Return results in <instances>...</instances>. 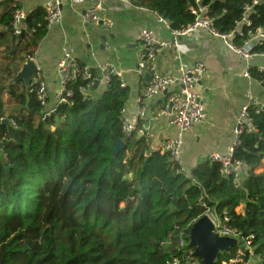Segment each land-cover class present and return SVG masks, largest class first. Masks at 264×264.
I'll return each mask as SVG.
<instances>
[{
	"label": "trees",
	"instance_id": "obj_1",
	"mask_svg": "<svg viewBox=\"0 0 264 264\" xmlns=\"http://www.w3.org/2000/svg\"><path fill=\"white\" fill-rule=\"evenodd\" d=\"M131 2L165 18L175 31L194 21L189 7L195 0ZM201 4L221 34L247 18L243 36L232 38L238 47L248 31L264 29V0ZM16 9L0 16V119L8 120L0 123V264H167L174 258L188 264L193 251L179 242L204 213L202 204L225 212L239 240L251 236L253 262L246 252L237 264H264V115L253 116L257 132L234 153L248 166L240 184L223 178L209 160L179 172L167 155L149 152L143 138L121 132L119 112L128 94L116 79L85 99L78 92L85 83L71 82L73 97L50 109L40 104L34 85L11 83L47 32L37 8L26 15L20 38L14 36ZM251 51L264 53V43ZM249 74L264 82L254 67ZM118 142L123 148L114 153ZM238 249L220 253L213 264Z\"/></svg>",
	"mask_w": 264,
	"mask_h": 264
},
{
	"label": "crops",
	"instance_id": "obj_2",
	"mask_svg": "<svg viewBox=\"0 0 264 264\" xmlns=\"http://www.w3.org/2000/svg\"><path fill=\"white\" fill-rule=\"evenodd\" d=\"M45 1L47 0H19L17 3L5 1L0 3V16L6 9L17 6L16 11H21L26 17L33 10L42 8ZM98 3L101 7L99 16L112 21V26L107 30L101 23L92 24L85 19L86 11ZM61 16L59 24L47 29L31 58L47 88L46 108L50 109L54 105L53 95L58 88L57 63L62 46L67 44L74 50L78 62L93 69L96 77H99L97 65L104 62L110 63L122 73L128 94L124 105L128 115H133L140 104L147 112L163 109L165 95L142 103L138 101L147 83L136 72L137 62L142 54L137 41L138 32L148 29L158 39L165 42L171 40L169 28L158 22L156 13L132 4L131 0H61ZM177 52L184 63L200 62L206 68V74L197 88L205 117L200 124L185 133L181 150L184 170L189 172L198 164L209 160L212 153L226 152L232 141L231 131L235 117L243 105L245 91L250 88L263 104L264 92L262 86L255 82L249 86V82L242 77L245 72L243 60L220 39L205 32L196 31L180 36ZM179 59H176L174 50H163L156 56V69L159 73L174 70ZM251 65L263 67L264 57H256ZM105 87L98 82L93 89L99 95ZM143 122L149 127L150 147L163 143L175 134L166 115L156 120H151L147 115Z\"/></svg>",
	"mask_w": 264,
	"mask_h": 264
},
{
	"label": "built area",
	"instance_id": "obj_3",
	"mask_svg": "<svg viewBox=\"0 0 264 264\" xmlns=\"http://www.w3.org/2000/svg\"><path fill=\"white\" fill-rule=\"evenodd\" d=\"M5 1L17 3L19 0H0V3ZM42 9L47 29L61 22V0H47L43 3ZM100 9L99 3L93 5L86 11L85 19L92 24L101 23L104 29L107 30L112 26V21L108 18L100 17L98 14ZM249 9L250 7L244 8L246 12ZM189 12L194 16V21L182 31L170 29L165 18L161 16L157 17L158 22L168 27L171 32V40L169 42L156 38L153 32L148 29L140 30L137 34V41L142 54L137 62L136 72L140 77H144L147 74L150 75V80L146 83V87L138 101L142 103V101L153 99L156 96L165 95L166 100L163 109L157 112H147L145 107L140 104L133 115H128L124 107L119 112L120 129L125 136L129 137L141 134L144 144L150 149L149 152L167 155L170 161L177 167V171L185 173L181 153L184 135L191 127L200 124L205 117L197 88L201 78L206 74V68L200 62L187 64L179 59L177 52L178 38L190 35L196 31H202L211 37L220 39L227 48L243 60L245 72L242 74V77L249 82V86L255 82L262 86L264 92V82L253 80L249 74V70L253 67L251 61L256 57H264V53H253L251 51L253 46L264 43V29L258 28L253 32L248 31L247 39L241 47H238L232 43V38L243 36L240 26L242 24L246 26L250 25L246 17L242 19V23L238 25L235 31L229 34H221L213 26L212 19L209 16V9L207 6L201 4V0H195L194 6L189 7ZM24 19L25 15L21 11L17 10L14 13L11 23L12 34L14 36L21 34V21ZM168 49H172L176 53V59H179L178 65L174 70L169 69L164 73H159L155 64L156 56L161 51ZM254 68L258 73H264V66ZM97 70L99 77L95 76L91 68L80 64L75 57L74 50L69 45L64 44L57 63L58 88L53 95L54 103L69 102V99L73 97V93L67 89V84L76 80L85 83L78 87V92L84 99L89 98L95 81L107 86L111 79H116L120 88L125 87L122 73L110 63H99ZM31 84L36 87V95L40 104L46 108L47 88L38 73ZM147 115L151 120H156L164 115L168 116L169 125L175 129L174 136L155 147H150L151 136L149 134V127L143 122V119ZM254 115H264V104L248 88L244 94L243 105L235 117L234 126L231 131L232 141L229 147L225 153H212L208 158L210 162L218 166L219 174L223 178L230 179L235 184H240L247 176L248 166L246 162L236 158L234 153L242 145L244 137L251 136L257 132L253 118ZM1 121L2 119H0ZM4 142L5 136L0 132V144L3 145ZM149 152H146L145 155ZM202 206L205 208L202 216H205L210 222L212 226L211 232L214 235L219 238L238 239L236 231L229 226L230 219L225 212L219 215L215 209H210L205 204H202ZM197 220H194L193 223ZM188 236L189 234H187V240H180V247L188 246ZM238 244L234 246H238ZM251 248V236H249L241 240V248L237 250L236 254L227 260L221 261V264H237L241 262V256L246 254V252L248 253ZM190 257L191 261L188 264H201V260L196 258L200 262L197 261L192 256V252L190 253ZM167 264H177V260L174 258L167 262Z\"/></svg>",
	"mask_w": 264,
	"mask_h": 264
},
{
	"label": "water",
	"instance_id": "obj_4",
	"mask_svg": "<svg viewBox=\"0 0 264 264\" xmlns=\"http://www.w3.org/2000/svg\"><path fill=\"white\" fill-rule=\"evenodd\" d=\"M21 23L23 24L24 21L22 20ZM36 73L37 68L34 62L28 59L21 65L20 70L12 79L11 83L22 82L25 86H28ZM144 78L148 82L150 80V75L147 74ZM97 83V81L94 82L93 88H96ZM1 124H8V120L3 119ZM136 137L138 139L141 138V134H137ZM122 148L123 144L118 142L114 153H118ZM0 149H2V144H0ZM211 231L212 226L205 216L195 221L189 231L188 246L193 250L192 256L200 259L202 264H213L220 253L228 252L236 244V240L219 238Z\"/></svg>",
	"mask_w": 264,
	"mask_h": 264
},
{
	"label": "rangeland",
	"instance_id": "obj_5",
	"mask_svg": "<svg viewBox=\"0 0 264 264\" xmlns=\"http://www.w3.org/2000/svg\"><path fill=\"white\" fill-rule=\"evenodd\" d=\"M255 96V95H254ZM1 97H2V100H5L6 98V89L2 90L1 92ZM24 97H25V100L24 101H27L28 97L27 95L24 93ZM257 97V96H256ZM3 159V154L0 150V161ZM264 169V168H262ZM240 213H242V208L238 210ZM236 241H238V239H235ZM238 248H241V240H239V244L237 246ZM248 256H249V263L253 262V249L251 248L250 251L248 252Z\"/></svg>",
	"mask_w": 264,
	"mask_h": 264
},
{
	"label": "bare ground",
	"instance_id": "obj_6",
	"mask_svg": "<svg viewBox=\"0 0 264 264\" xmlns=\"http://www.w3.org/2000/svg\"><path fill=\"white\" fill-rule=\"evenodd\" d=\"M12 3H13V2H12ZM24 20H25V19H24ZM24 20H23V21H24ZM21 24H22V23H21ZM20 35H21V34H20ZM20 35H18V37H19ZM27 60H28V59H27ZM27 60H26V61H27ZM30 60H31V59H30ZM37 73H38V71H37ZM37 73H36V74H37ZM36 74L32 77V80L34 79V77L36 76ZM32 80H31V82H32ZM30 84H31V83H30ZM93 86H94V85H93ZM92 89H93V88H92ZM2 120H3V119H2ZM1 122H2V121H1ZM1 122H0V123H1ZM136 136H137V135H136ZM234 240H235V239H234ZM238 242H239V241H236V244H237ZM201 264H202V263H201Z\"/></svg>",
	"mask_w": 264,
	"mask_h": 264
}]
</instances>
